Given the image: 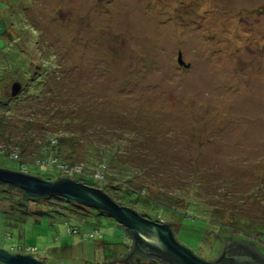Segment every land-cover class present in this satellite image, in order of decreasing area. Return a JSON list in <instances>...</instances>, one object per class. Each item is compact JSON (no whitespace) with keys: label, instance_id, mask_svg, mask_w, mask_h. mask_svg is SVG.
I'll return each instance as SVG.
<instances>
[{"label":"rangeland","instance_id":"obj_1","mask_svg":"<svg viewBox=\"0 0 264 264\" xmlns=\"http://www.w3.org/2000/svg\"><path fill=\"white\" fill-rule=\"evenodd\" d=\"M0 119L32 138L28 164L47 161L29 170L50 178L63 176L50 165L61 151L84 167L78 178L101 185L102 151L119 150L104 180L124 182L123 167L140 173L164 209L132 208L172 222L178 242L214 259L217 236L250 238L264 224V0H0ZM0 168L18 164L0 154ZM7 194L3 250L35 249L45 264H124L111 262L131 241L109 217L45 214L66 212ZM93 229L102 236L89 242Z\"/></svg>","mask_w":264,"mask_h":264},{"label":"water","instance_id":"obj_2","mask_svg":"<svg viewBox=\"0 0 264 264\" xmlns=\"http://www.w3.org/2000/svg\"><path fill=\"white\" fill-rule=\"evenodd\" d=\"M177 64L185 69L189 68L183 62L181 53L178 54ZM20 91V84L14 83L11 87V97H15ZM0 183L17 187L30 199L60 197L82 207L101 212L114 220L117 223L116 226L131 241L132 249L126 260L123 261L120 258L128 251L122 253L120 258H116L111 263L125 264L127 260L138 256L142 259L153 260L158 264H264V255L253 242L231 237L221 240L222 247L219 256L212 260L200 258L177 241L173 227L169 224L172 222L166 221L163 224L153 222L140 216L133 209L118 205L101 190L76 183L67 177H61L56 181H44L27 174L0 168ZM220 236L217 237L220 239ZM0 264L43 263L31 254H11L0 249Z\"/></svg>","mask_w":264,"mask_h":264},{"label":"trees","instance_id":"obj_3","mask_svg":"<svg viewBox=\"0 0 264 264\" xmlns=\"http://www.w3.org/2000/svg\"><path fill=\"white\" fill-rule=\"evenodd\" d=\"M3 122L4 121L3 120L1 121V119H0V127H1L0 128V141L2 143V145H0V154L5 155L11 161L17 162V164H18V169L4 168L5 170L27 174V175L32 176V177L40 178L44 181H56L57 179H59L61 177H67V178H70L71 180L75 181L76 183L83 184V185L101 190L102 192L107 194L118 205L130 208V209H133L132 208L133 206H136V207L143 209L146 207L145 205H147V204H149L150 206L157 207L158 209H164V208H162L163 205L160 206L157 204V201H159V200L163 201L166 198H164V196L161 195L160 192L155 193L150 188V186H148L150 184L147 183L145 177L141 176L140 173H137L136 175H132V173L130 172V170L128 168L123 167L124 168L123 169V173H124L123 181L124 182H119L121 177H110L109 179L107 178L106 180H104V176H106V175H105V173H103L104 172L103 168L105 170V168H107L113 162L119 161V155H118L119 150H117L115 148H114L115 150H113V149L109 150L107 148V149L102 151L103 155L100 157V159H101L102 164H104V166H103V168L99 167L98 171H97L98 175L103 177L101 179L102 182L100 181V183H98L101 185H97V183H95V181H93V180L90 181L91 179L85 178V176L83 178H81V177L78 178L79 176H82L84 174V167L80 168V171L78 173H75L72 176L64 174L62 171H60L59 168L61 166L76 167L75 166L76 164L69 163V162H72L70 155H68L67 152H61V151H58L57 155L52 154V157H50V158H52L51 160H53V163L51 161L50 165L57 167L59 170V174L61 173L63 176L56 177V178H50V177H48L49 175H44V174L42 175L41 173H36V172H32L29 170L30 167L34 168V166H35L34 169L46 167V165H44L43 163L45 161H47L46 159H43V157H40V159H37L36 161H34V166H31L30 164H28L26 157H24V156H25L26 148L32 142V138L30 136L24 134L23 132H21L20 137H18L17 130H15L13 133L12 132L7 133L6 129H4L2 127L4 124ZM14 133H16V135H14ZM59 142H60L59 139L55 140L56 146H58ZM60 146H62V145H60ZM44 157L47 158V155H45ZM90 164H92V166H94V167L99 166L98 160L94 159V158L91 160ZM47 165H49V163ZM49 167H51V166H49ZM130 176H132V177H130ZM51 177H53V176H51ZM71 177H77V179L76 178L72 179ZM138 178H141V179H138ZM98 179H100V178H98ZM135 179H137V181H133ZM133 182H136V183L134 184ZM117 183H118V185H116ZM0 189H1L0 193H3V195L7 194L6 191H8V190L10 192H13V193L9 194L10 196H12L13 194H18V195L20 194V198H21L20 200L22 202H24L25 205L33 203V202L39 203L41 201H48L49 203L54 204V206L56 208H59L60 210L66 212V213H60L58 211L47 210L45 214L55 213V214L62 216L64 218L68 217L69 215L74 216V217L75 216L81 217L84 215L83 213H81V212H83V210H85L84 207H82L81 205H79L75 202H69V201L62 199L60 197L53 196V197H49L47 199H30L21 190H19L17 187L12 186V185H5V184H1V183H0ZM108 190L109 191L111 190L114 195H117L118 200L113 198V196H111L109 194L110 192H108ZM10 196L5 197L4 199L10 200V198H12ZM167 205H169L168 208H166L167 210L172 208V207H176V206H174L175 203H169ZM192 207H193L194 211L197 213L196 210L198 207L196 205L189 203V208H192ZM93 211H96V210H93ZM171 211H173V210H171ZM96 212L99 213L100 215L108 217L107 215H105L101 212H98V211H96ZM174 212L180 214V210L177 207H176V210ZM202 212L205 214H209L205 210H203ZM137 213L139 214V212H137ZM199 214H201V213H199ZM139 215L143 216L145 218L148 217V216L141 215V214H139ZM184 215L187 216V214H184ZM147 219L152 221V219H150V218H147ZM201 221H203L206 224L208 223L204 219H202ZM85 222L86 221H84L83 223H85ZM153 222H156L158 224H162V223L155 221V219L153 220ZM169 224H171L173 227L172 223H169ZM208 226L210 228H217L218 229L217 224H215L214 222H212V223L209 222ZM73 227L74 226H71L69 228L70 229V231L68 232L69 235L78 234V229H73ZM95 231H98V230L93 229L90 232V234L93 236V238L91 240L86 239L87 241L92 242L96 238H100L102 236L101 234L99 236H97L96 234L94 235ZM254 232H255L254 236L250 237V238H246V237H243L242 235L234 234V235H221L220 240H223L226 237H231V238H235L238 240L251 241L256 245V247L264 255V246H263L264 245V224H256L254 227ZM131 245L132 244L130 243V247H129L128 252L125 253L124 256L120 258L121 260L124 261L127 259V256L131 253V249H132ZM221 247H222V242H221ZM0 249H2V248H0ZM7 251L11 254H19V253L10 252L9 250H7ZM220 251H221V248H220L217 256H219ZM132 260L133 261H135V260L136 261H153V260H149V259H142L138 256H134L131 260H127V263H125V264L132 263ZM41 262L43 264H45L44 261H41ZM153 262L156 263L155 261H153Z\"/></svg>","mask_w":264,"mask_h":264},{"label":"built area","instance_id":"obj_4","mask_svg":"<svg viewBox=\"0 0 264 264\" xmlns=\"http://www.w3.org/2000/svg\"><path fill=\"white\" fill-rule=\"evenodd\" d=\"M60 171H62L64 174H67V175H74L75 173H78L80 171V169H78L77 167H68V166H61L60 168ZM97 178H100L99 176ZM73 232V231H72ZM74 233V232H73ZM97 235L99 236V232L98 231H95L94 232V235ZM93 238V236L91 234H89V237L87 238L88 240H91ZM16 253H21L22 255H26V254H31L33 255V257L35 258L36 256V250L35 249H30V248H24L22 249L21 251H17ZM36 259V258H35Z\"/></svg>","mask_w":264,"mask_h":264}]
</instances>
